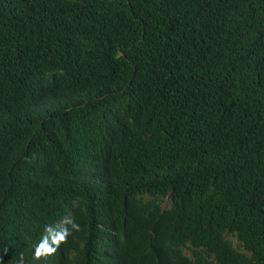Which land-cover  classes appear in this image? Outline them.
I'll list each match as a JSON object with an SVG mask.
<instances>
[{
  "label": "trees",
  "instance_id": "trees-1",
  "mask_svg": "<svg viewBox=\"0 0 264 264\" xmlns=\"http://www.w3.org/2000/svg\"><path fill=\"white\" fill-rule=\"evenodd\" d=\"M0 264H264V0H0Z\"/></svg>",
  "mask_w": 264,
  "mask_h": 264
},
{
  "label": "clouds",
  "instance_id": "clouds-1",
  "mask_svg": "<svg viewBox=\"0 0 264 264\" xmlns=\"http://www.w3.org/2000/svg\"><path fill=\"white\" fill-rule=\"evenodd\" d=\"M64 239H65V235H62L59 237L57 242H59L60 240H64ZM39 255H40V252H39V250H37V256H39Z\"/></svg>",
  "mask_w": 264,
  "mask_h": 264
}]
</instances>
